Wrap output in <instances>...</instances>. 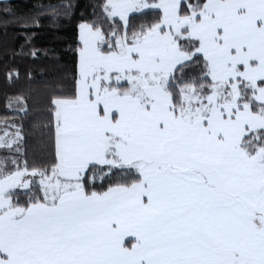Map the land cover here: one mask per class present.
<instances>
[{
	"label": "snow or ice",
	"instance_id": "6c2138e0",
	"mask_svg": "<svg viewBox=\"0 0 264 264\" xmlns=\"http://www.w3.org/2000/svg\"><path fill=\"white\" fill-rule=\"evenodd\" d=\"M74 7L0 0V26L23 35L13 57L62 55L33 28ZM88 8L70 75L29 70L39 100L6 96L0 264H264V0Z\"/></svg>",
	"mask_w": 264,
	"mask_h": 264
},
{
	"label": "trees",
	"instance_id": "16d2710c",
	"mask_svg": "<svg viewBox=\"0 0 264 264\" xmlns=\"http://www.w3.org/2000/svg\"><path fill=\"white\" fill-rule=\"evenodd\" d=\"M62 0H6L17 15H34L41 11L42 5H54ZM69 2V0H63ZM75 7L71 18L60 17L59 26H54L50 11H46L39 19L41 27L33 28L35 33L33 42L38 49H55L62 53L58 58L51 60H39L33 63L30 59L19 55L13 57V53H19L20 45L23 43L22 31L18 27L8 26L5 30L0 26V116L5 115L6 96L18 94L20 91H31L34 101H38L43 91V80L37 79L29 84L27 72L32 70L38 75L46 74L47 79L59 78L62 75H70L72 70L71 53L68 51L69 44L73 41L75 34V23L82 13L90 11L88 4L90 0H70ZM66 53V54H64ZM58 61V62H57ZM5 65L18 68L21 79L19 83L9 86L5 82Z\"/></svg>",
	"mask_w": 264,
	"mask_h": 264
},
{
	"label": "crops",
	"instance_id": "0c3cea01",
	"mask_svg": "<svg viewBox=\"0 0 264 264\" xmlns=\"http://www.w3.org/2000/svg\"><path fill=\"white\" fill-rule=\"evenodd\" d=\"M4 1H6V0H4Z\"/></svg>",
	"mask_w": 264,
	"mask_h": 264
}]
</instances>
